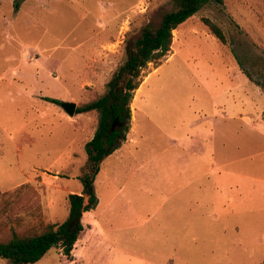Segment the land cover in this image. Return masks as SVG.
<instances>
[{
    "label": "rangeland",
    "instance_id": "374dc122",
    "mask_svg": "<svg viewBox=\"0 0 264 264\" xmlns=\"http://www.w3.org/2000/svg\"><path fill=\"white\" fill-rule=\"evenodd\" d=\"M173 7L0 0V241L68 220L100 113L62 103L103 97L127 42ZM144 75L71 257L36 264H264V0H213Z\"/></svg>",
    "mask_w": 264,
    "mask_h": 264
},
{
    "label": "trees",
    "instance_id": "16d2710c",
    "mask_svg": "<svg viewBox=\"0 0 264 264\" xmlns=\"http://www.w3.org/2000/svg\"><path fill=\"white\" fill-rule=\"evenodd\" d=\"M212 1L174 0L173 9L165 12L157 25L149 23L135 39L127 42L126 59L109 81L106 94L76 111V114L99 112L100 122L94 137L85 145L86 172L80 177L83 192L69 196L68 220L62 224L47 225L39 234L20 236L13 231L8 240L0 241V259L11 264H36L55 248L63 249L64 254L71 257L84 231V214L98 205L94 183L102 164L121 147L131 131V105L135 92L144 82V70L151 63L156 68L161 65L172 50L174 32ZM204 22L211 34L226 44L223 30L207 19ZM48 100L60 104L56 99Z\"/></svg>",
    "mask_w": 264,
    "mask_h": 264
},
{
    "label": "water",
    "instance_id": "95a60500",
    "mask_svg": "<svg viewBox=\"0 0 264 264\" xmlns=\"http://www.w3.org/2000/svg\"><path fill=\"white\" fill-rule=\"evenodd\" d=\"M62 108L70 117H74L78 109L76 103L72 102H63Z\"/></svg>",
    "mask_w": 264,
    "mask_h": 264
},
{
    "label": "bare ground",
    "instance_id": "6f19581e",
    "mask_svg": "<svg viewBox=\"0 0 264 264\" xmlns=\"http://www.w3.org/2000/svg\"><path fill=\"white\" fill-rule=\"evenodd\" d=\"M139 91V90H138ZM142 93V92H141ZM135 105V104H134ZM135 121V120H134Z\"/></svg>",
    "mask_w": 264,
    "mask_h": 264
}]
</instances>
